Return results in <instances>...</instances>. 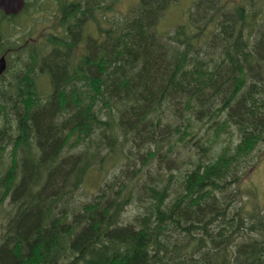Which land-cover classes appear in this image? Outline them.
I'll list each match as a JSON object with an SVG mask.
<instances>
[{
    "label": "trees",
    "instance_id": "trees-1",
    "mask_svg": "<svg viewBox=\"0 0 264 264\" xmlns=\"http://www.w3.org/2000/svg\"><path fill=\"white\" fill-rule=\"evenodd\" d=\"M173 1L60 0L62 34L36 42L12 29L41 0L0 10V264H264L238 186L264 145V0H193L160 33Z\"/></svg>",
    "mask_w": 264,
    "mask_h": 264
},
{
    "label": "rangeland",
    "instance_id": "rangeland-1",
    "mask_svg": "<svg viewBox=\"0 0 264 264\" xmlns=\"http://www.w3.org/2000/svg\"><path fill=\"white\" fill-rule=\"evenodd\" d=\"M60 0H41L40 4L37 2L34 10L28 15H22L20 18L16 19L14 29H12L13 36L17 37V41L21 42L22 39H28L30 42H36L37 40H45L46 38H55L53 34H62L61 26L58 22V5ZM138 0H115L114 3V12L117 14H125L132 6L137 3ZM229 3H235L236 1L245 2V0H228ZM193 0H174L173 3L170 4L169 7L166 8L164 14L161 16L159 23L157 25V31L160 33L163 31H171L177 25L182 23L187 15V11H190V7ZM110 12H108L109 15ZM89 21V19L87 20ZM86 29L89 31H94L95 24L92 21H89L86 24ZM36 39V41L34 40ZM34 40V41H33ZM199 135H204V137L212 138V134L205 133V130H200ZM225 138L226 137H221ZM130 146H133L130 142ZM253 153L254 159H257L256 166L250 169L245 175L242 177L239 188H241L242 199H246V195H248V191H252L253 198L249 199V204L256 202L257 204L264 207V145H260L257 147ZM123 151L127 153L125 147ZM188 151L183 149L180 153L181 159H186L188 155ZM192 150L191 152H193ZM133 158V155H129ZM117 159H122V154L116 155ZM116 160V159H115ZM112 158L106 161L101 169H93L88 177L86 178L85 183L80 187V189L76 193V199L79 201H85L90 196V194L97 187L96 184L101 182L105 176H110L113 172H117L116 167L111 164ZM136 166L138 168V163L140 159H135ZM185 166H182V170H184ZM154 169V168H153ZM174 171V170H172ZM174 173H178L174 171ZM177 177H180L179 173ZM249 196V195H248ZM248 201V200H247ZM11 206L5 203L4 206L0 207V221L4 219L5 215H8ZM138 210L136 204H130L128 206L125 215H131Z\"/></svg>",
    "mask_w": 264,
    "mask_h": 264
},
{
    "label": "water",
    "instance_id": "water-1",
    "mask_svg": "<svg viewBox=\"0 0 264 264\" xmlns=\"http://www.w3.org/2000/svg\"><path fill=\"white\" fill-rule=\"evenodd\" d=\"M24 5V0H0V9L5 14L18 13ZM6 68V60L4 56H0V74Z\"/></svg>",
    "mask_w": 264,
    "mask_h": 264
}]
</instances>
